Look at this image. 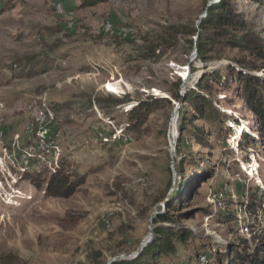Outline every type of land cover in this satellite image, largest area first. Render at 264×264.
Here are the masks:
<instances>
[{
	"label": "rangeland",
	"instance_id": "obj_1",
	"mask_svg": "<svg viewBox=\"0 0 264 264\" xmlns=\"http://www.w3.org/2000/svg\"><path fill=\"white\" fill-rule=\"evenodd\" d=\"M219 1L102 0L81 8V0H0V256L14 253L19 264H81L89 242L104 250L106 264L134 253L150 226L160 225L154 224L157 214L167 210V200L154 203L159 190L170 179L178 187L175 159L191 153L215 168L191 206L211 214L200 210L184 221L198 238L177 243V252L162 264H202L207 256L199 260V253L225 252L240 237L254 245V234L264 233V147L256 116L227 69L243 54L227 49L222 58L203 63L195 44L192 49L184 40L163 49L159 59L141 51L144 37L176 23L198 25ZM233 1L264 38V1ZM258 63L254 74L264 78V63ZM216 71L223 76L214 79L211 98L220 122L191 119L209 135L210 146L190 135L181 138L184 102L173 93L184 96ZM108 82L118 83L122 93L108 91ZM126 96L129 101L115 102ZM153 98L170 104L148 116L141 135L126 133L129 112ZM35 108L52 116L44 143L29 130ZM63 163L84 179L71 198L49 197L45 185L37 188L24 177L32 172L48 179ZM69 211L85 218L70 222ZM231 214L234 219L224 222ZM122 223L130 226L129 239L118 251L122 237L110 235Z\"/></svg>",
	"mask_w": 264,
	"mask_h": 264
},
{
	"label": "trees",
	"instance_id": "obj_2",
	"mask_svg": "<svg viewBox=\"0 0 264 264\" xmlns=\"http://www.w3.org/2000/svg\"><path fill=\"white\" fill-rule=\"evenodd\" d=\"M101 1L81 0L80 7H93ZM195 37H198L196 43ZM180 40L186 41L192 49L195 44L197 47L196 58L203 63L222 58L227 49L237 50L243 54L232 58L233 65H228L227 69L233 73L244 102L256 116L261 136L260 145L264 147V78L254 74L261 68L258 61L264 63V38L252 27L244 12L239 10L237 3L233 0H220L217 4L214 3L208 7L206 15L201 19L199 25H196L195 21L176 23L170 25L163 34L144 37L141 51L147 59H159L163 55V49ZM217 76H223L222 72L220 74L217 71L211 75L204 74L197 83L196 89L189 88L184 96L179 93V90H176L175 94L173 93L174 99L184 102L180 112L181 138L183 135H190L189 138L191 137L199 144L208 143L210 146L209 135L203 128L196 126L191 119L196 117V119L206 120L212 124L220 122L222 114L218 112L215 102L211 98L215 85L214 79ZM129 100V96H126L123 99H115V102L121 104ZM164 104H170V100L153 98L151 101H141L128 114L129 125L126 128V133L135 135L144 133L147 129L148 116L158 111ZM241 131L243 132V130ZM247 135L245 133V136ZM238 138L239 136L235 137V139ZM180 141L179 138L177 144L179 156L182 154ZM175 162L178 187L175 188L173 180L170 179L167 186L159 190L154 201L155 204L165 200L168 203L167 210L159 212L154 220V224H160L154 229V240L143 248L139 257L117 260L112 264H162L165 258L177 252V243L185 245L198 238L194 230L182 224L186 219L195 218L200 210L206 216L211 214L207 208L197 209L191 206L199 195L202 185L215 175V168L212 164L203 165V162L198 161L194 153L178 163L175 159ZM189 165L190 169L187 168ZM197 169H200L202 173L196 175ZM70 171V166L63 163L61 168L48 179L40 173L33 174L32 172L24 173V177L37 188L41 189L45 185L44 191L49 197L68 199L74 196L84 183L80 174L75 175ZM172 188L173 191L170 193ZM224 217V222L234 219L233 214ZM84 218L85 214L83 213L74 216L71 211L67 212L66 219L70 222L77 223ZM129 227L126 223H122L110 235L111 240L117 235L122 237L121 241L116 243L118 251H121L122 245L128 242ZM253 240L254 245L251 246L247 239L240 237L232 242L225 252L214 251L211 248L209 251L199 253L197 257L200 260L201 256H207L202 264H264V233L254 234ZM19 263V257L14 253L0 256V264ZM81 264H106L104 250L89 242L86 246V258Z\"/></svg>",
	"mask_w": 264,
	"mask_h": 264
},
{
	"label": "bare ground",
	"instance_id": "obj_3",
	"mask_svg": "<svg viewBox=\"0 0 264 264\" xmlns=\"http://www.w3.org/2000/svg\"><path fill=\"white\" fill-rule=\"evenodd\" d=\"M124 37V36H123ZM107 89L108 91L112 92V93H115V94H118V93H122V90H120V86L118 85V83H113V82H108L107 83ZM48 105V104H47ZM41 107V106H40ZM39 107V108H40ZM49 107V105H48ZM36 109L34 112H33V121L32 123L30 122V131L31 132H37L38 135L41 137V141L44 143L46 141V138H48V136L45 135V133L43 132V126H42V118L46 119L49 121V124H50V120L52 119L50 116L51 113L49 111H44V109ZM44 108V107H43ZM50 108V107H49ZM55 117V116H54ZM54 120V119H53ZM53 123V122H51ZM177 125H178V122H177V117L175 116L173 119H172V123H171V140H172V146L174 145V142H175V139L178 137L179 133H178V128H177ZM0 136L2 137V132H1V129H0ZM263 191V190H262ZM259 192V191H258ZM21 193V192H20ZM262 193V192H260ZM264 193V192H263ZM22 194V193H21ZM220 198V197H219ZM223 198V197H222ZM221 198V199H222ZM223 200V199H222ZM221 200V201H222ZM224 202V201H223ZM226 203V202H225ZM225 207V206H224ZM228 207V206H227ZM112 224V223H111ZM205 262V260H204Z\"/></svg>",
	"mask_w": 264,
	"mask_h": 264
},
{
	"label": "water",
	"instance_id": "obj_4",
	"mask_svg": "<svg viewBox=\"0 0 264 264\" xmlns=\"http://www.w3.org/2000/svg\"><path fill=\"white\" fill-rule=\"evenodd\" d=\"M201 21H198V25L200 24ZM198 37L195 38V40H197ZM197 54V47L195 46V53L194 55L196 56ZM177 142V138L175 139L174 145L172 147L173 150H175V145ZM157 214V212H154L153 216L151 217V222L153 221L155 215ZM154 240V230L153 228L150 226V235L148 238L144 239L140 246L138 247V249L131 254H124V255H120L117 257H114L112 260L108 261L107 264H112L113 262L117 261V260H125V259H132V258H137L140 256V254L142 253V250L144 247H146L148 244H150L152 241Z\"/></svg>",
	"mask_w": 264,
	"mask_h": 264
},
{
	"label": "built area",
	"instance_id": "obj_5",
	"mask_svg": "<svg viewBox=\"0 0 264 264\" xmlns=\"http://www.w3.org/2000/svg\"><path fill=\"white\" fill-rule=\"evenodd\" d=\"M48 125H49V121L46 120V119H44V118H42L43 132L45 133L46 136L49 137V135H50V130H49V128H48ZM49 139H50V137H49ZM46 147H49V146L46 145Z\"/></svg>",
	"mask_w": 264,
	"mask_h": 264
}]
</instances>
